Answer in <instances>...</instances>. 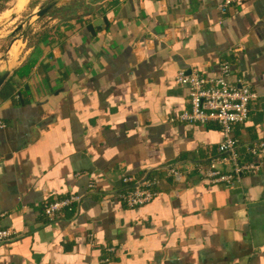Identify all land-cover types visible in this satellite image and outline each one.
<instances>
[{
    "label": "crops",
    "instance_id": "1",
    "mask_svg": "<svg viewBox=\"0 0 264 264\" xmlns=\"http://www.w3.org/2000/svg\"><path fill=\"white\" fill-rule=\"evenodd\" d=\"M71 1L45 7L28 36L13 27L0 52V229L12 232L0 264H264V160L247 154L264 139V0L225 14L223 0ZM223 63L257 96L231 137L260 169L232 185L198 171L218 157V126L170 122L189 109L176 75L215 78ZM146 175L156 195L126 207L117 195ZM73 195L72 211L44 217Z\"/></svg>",
    "mask_w": 264,
    "mask_h": 264
},
{
    "label": "built area",
    "instance_id": "2",
    "mask_svg": "<svg viewBox=\"0 0 264 264\" xmlns=\"http://www.w3.org/2000/svg\"><path fill=\"white\" fill-rule=\"evenodd\" d=\"M235 0H223L217 7L221 14H225ZM230 75V66L227 63L220 64L219 73L215 78H206L197 73L185 74L179 72L175 77L178 86L186 87L189 97V109L180 112L170 118V122L205 125L208 122L215 123L222 136V141L217 146L218 157L213 159L204 168L200 167V175L213 184L223 183L232 185L233 181L246 174H255L260 169V164L254 162H242L238 152V141L231 137L234 126L247 121L250 114L251 103L257 98L248 85L241 81L230 84L227 78ZM0 128L3 124L0 122ZM247 154L258 156L264 160V142L247 148ZM167 173L179 178L174 170ZM123 184H133V178L122 177ZM158 184L155 179L145 180L137 187L124 190L117 196L128 208H134L148 204L156 195L153 187ZM90 189L95 184H89ZM79 196H69L60 200L46 201L43 204V215L48 221H53L62 212H69L78 205ZM12 236L8 229H0V243L7 241Z\"/></svg>",
    "mask_w": 264,
    "mask_h": 264
},
{
    "label": "rangeland",
    "instance_id": "3",
    "mask_svg": "<svg viewBox=\"0 0 264 264\" xmlns=\"http://www.w3.org/2000/svg\"><path fill=\"white\" fill-rule=\"evenodd\" d=\"M59 1L61 2L63 0H0V8H2V6L5 7V9L7 8V10L0 13V29H1L0 38L4 37L9 30H12L13 27H17V26L20 27L22 26V29L17 31L16 34H14L15 38L20 39L23 33H24V37L30 35L34 27L31 29V27L29 28V25L34 24L35 21L39 19V17L36 14L38 11L37 10L35 11L34 9L45 8L48 5L52 6L54 2H59ZM67 1H71V0H67ZM98 1L100 0H72L70 4L78 3L79 5H81L82 2L83 3L85 2V4L86 3L92 4ZM80 10L82 9L74 8L72 13H67L66 11H62V9L61 12L60 11H54V12L55 14L58 15L62 13L63 14L62 17L64 19L66 16L69 15L73 16L77 14ZM12 14L17 16L16 20L10 19V16ZM11 41H12V37L10 36V33H8L3 39H0L1 53L7 52ZM17 46H19V44H16L11 48L10 53L12 55L15 54Z\"/></svg>",
    "mask_w": 264,
    "mask_h": 264
},
{
    "label": "water",
    "instance_id": "4",
    "mask_svg": "<svg viewBox=\"0 0 264 264\" xmlns=\"http://www.w3.org/2000/svg\"><path fill=\"white\" fill-rule=\"evenodd\" d=\"M49 8H42V9H40L38 12H37V16L38 17H42L46 12H47V10H48ZM15 16H14V14H12L11 15V18L13 19ZM17 28H15L14 29V31L16 30ZM5 78H6V74H3L2 76H0V86L2 85V83L4 82V80H5ZM264 141V139H262V140H260V141H258V142H256V143H261V142H263ZM173 167V166H172ZM148 177V175H146L138 184H140V183H142L143 181H145V179ZM138 184H134V185H131V186H128V187H126V188H123V190H128V189H133V188H135V187H137L138 186Z\"/></svg>",
    "mask_w": 264,
    "mask_h": 264
},
{
    "label": "trees",
    "instance_id": "5",
    "mask_svg": "<svg viewBox=\"0 0 264 264\" xmlns=\"http://www.w3.org/2000/svg\"><path fill=\"white\" fill-rule=\"evenodd\" d=\"M238 141V140H237ZM238 152H239V150H238Z\"/></svg>",
    "mask_w": 264,
    "mask_h": 264
}]
</instances>
